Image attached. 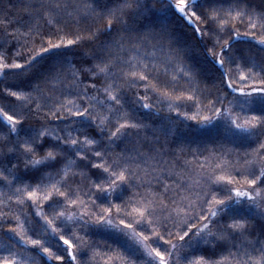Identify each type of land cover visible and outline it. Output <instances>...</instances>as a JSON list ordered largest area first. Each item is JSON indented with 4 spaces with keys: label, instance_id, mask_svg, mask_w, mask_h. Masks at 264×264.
Masks as SVG:
<instances>
[{
    "label": "snow or ice",
    "instance_id": "6c2138e0",
    "mask_svg": "<svg viewBox=\"0 0 264 264\" xmlns=\"http://www.w3.org/2000/svg\"><path fill=\"white\" fill-rule=\"evenodd\" d=\"M169 2L203 42V51L219 73V88L206 84L197 96L192 82L207 80L190 63L179 80L175 75L169 78L168 69L177 61H187L191 49L175 29L141 23L159 6V0H18L17 4L0 0V60L10 61L0 64V69H7L5 76L12 81H0V101L4 102L0 114L7 122H0V130L6 129L0 131V168L8 175L31 174V184L26 185L31 188L30 203H23L32 216L31 231L38 237L31 244L47 257L45 264L52 260L90 264L88 252L100 247L92 236L95 228L111 229L136 242L139 258L128 254L135 257L128 259L126 250L116 251L113 243L104 240L108 264L117 258L121 264H224L229 259L231 264H264V223L254 230L256 218L264 221V22L258 27L251 20L244 21L257 10L264 21V0ZM241 37L254 43H244ZM48 53L55 55L40 72L33 62ZM190 89L188 95L183 94ZM25 91L35 92L37 98L17 105L12 98L19 99ZM68 97L75 98L69 104L79 102L75 111L62 103ZM129 101L155 116L167 105L165 143L176 138L183 125L184 137L177 143L180 156L195 159L208 152L211 159L217 140L225 138L246 149L241 158L251 167L243 173L232 169L241 180L231 173L216 175L224 169H214L204 179L196 202H189L190 215L183 219L171 212L163 215L177 203L184 185L173 191L155 168L149 167L144 178L138 163L132 169L137 159L147 163L168 153L159 137L141 139L151 124L132 111ZM204 110L210 114L201 115ZM105 111L109 115H103ZM197 129L202 130L200 137L190 139ZM85 142L94 147L84 149ZM185 143L195 144V151L185 153ZM171 154L177 166L189 164L184 160L181 165L180 156ZM67 162H75L82 170L81 179L89 183L82 187L73 175L60 181L59 188L53 184L52 190L44 191L41 186L59 176ZM141 188L151 191L156 200L147 201ZM117 193L120 198L114 199ZM157 200L159 214L151 206ZM230 204L251 208L253 215H230ZM69 205L86 209L71 225L64 219ZM37 208L42 210L33 212ZM73 227L87 238H82L83 246L77 243ZM49 234L58 239L54 252L45 246ZM197 245L207 246L208 251L193 252ZM0 264H15V260L5 257Z\"/></svg>",
    "mask_w": 264,
    "mask_h": 264
},
{
    "label": "trees",
    "instance_id": "16d2710c",
    "mask_svg": "<svg viewBox=\"0 0 264 264\" xmlns=\"http://www.w3.org/2000/svg\"><path fill=\"white\" fill-rule=\"evenodd\" d=\"M189 4L192 3V0H188ZM12 3L17 4L18 0H12ZM197 4L203 3V0H196ZM236 13L233 11V16ZM51 19V17H48ZM249 20L252 22L257 23L259 27L262 21L260 12L254 11L251 16H245L244 21L247 23ZM141 23H152L155 25H167L168 27L175 29V34L180 37L191 49L188 53L186 59L183 64L177 61L173 64L169 69V78L175 75L179 80L181 75L184 71H186L188 64L190 63L193 67L197 68L201 75L206 78L207 81L201 80L199 82L193 81L192 82V89L197 90V96H199V90H204L205 85L207 84L208 88H211L212 84L215 83L216 87L219 88V73L216 71V66L214 65L213 61L210 57L206 55L203 51L204 44L198 37H196L194 31L192 30L191 26L188 25L187 21L183 19L180 13L176 12L175 8L170 5L169 0H159V6L156 9H153L152 12L145 18L141 20ZM230 27L232 25H229ZM9 31H12V28H9ZM23 31V30H22ZM243 31V29H241ZM241 41L244 43H254L251 40L243 41V37H241ZM21 42H23V38H21ZM55 55V53H48L44 57L37 58L34 61V64L39 65V71L43 72L49 64V57ZM141 55H144V50H141ZM157 57H159V53H157ZM10 61L0 60V64H5ZM161 71H163V65H160ZM5 71L7 69H0V81L7 80L9 83H12L10 77L5 76ZM23 71V70H17ZM38 73L33 72L32 75L36 76ZM28 81H25L27 83ZM183 84V80L180 81ZM15 86V85H14ZM59 87V85H56ZM187 89L188 85H184ZM17 90V89H12ZM143 89H140V92L143 93ZM162 91H166L163 90ZM189 91H185L183 94L188 95ZM206 94V93H205ZM171 95V93H169ZM37 98L36 93H27L20 92L19 99L13 97V100H16V104H29L33 100ZM211 98V97H209ZM229 97L228 99H231ZM74 97H68L67 99H63L62 103L65 104L66 108H71L75 111L79 107V102H75L73 104H69V100H74ZM207 103V101H205ZM34 106V105H33ZM219 106V105H217ZM0 107H4V102L0 101ZM129 107L132 108V111L138 115L141 119L149 122L151 124L149 133L142 132L141 139L145 135L148 136L149 140H152L153 136L159 137L160 144L164 146L165 153L167 155L161 154L157 157L161 167L157 168V160L148 159L147 163L137 159L136 163L131 164L132 169L136 170V164L140 165L141 177H143V173L148 171L149 167L156 169V174H160V179L163 181L164 184H167L170 188L175 191L179 184H183L184 187L179 189L180 196L176 197L177 203L175 205H171L167 211L163 213V215L167 216L169 212L173 216H178L179 218L183 219L186 215H190V209L188 207L189 202L195 203L196 202V194L199 192L200 187L203 186L204 179L208 175V173L212 172L216 168L224 169L223 172L216 171V175L228 174L231 173L233 176H236V172H233L232 169L235 168L238 172H244L246 169H249L251 165L246 163L244 159H242L243 152L246 150L244 148H238L234 146L232 143L229 142L228 139L219 138L216 143V153L211 158L208 159V152H204L203 156H199L195 158L192 155L185 154L184 156H180L179 151L177 150V143L180 140H183L184 133L182 131L183 125L180 126L181 131L177 133L176 138L170 137L168 142L165 143V137L163 130L169 126V120L166 118V115L169 113V108L167 105L164 106L161 114L159 116H155L150 113H146L139 109L138 107H133L129 101ZM225 107H230L229 105L225 104ZM47 111V109H45ZM58 111V108H57ZM238 110L236 113H233V118L237 115ZM11 114V113H10ZM60 115H63L62 112H59ZM175 113L173 112V115ZM192 113H189L191 115ZM210 113L207 110L201 112V115H209ZM103 115L107 116L109 113L105 111ZM242 116V114H240ZM50 119H55L51 117ZM0 122L7 123L3 120V115L0 114ZM185 123H194L192 121H185ZM10 127V125H9ZM0 131H6V129H2ZM51 131V129H49ZM202 130L197 129V131L190 137V139L197 140L201 135ZM25 133L22 131L21 135L23 136ZM73 137H76V133H72ZM83 141L85 138L83 136L80 137ZM175 139V143H174ZM171 145V147H170ZM185 148V153L189 150L195 151L196 145L195 144H183ZM84 149H91L94 145H89L86 142L83 145ZM131 147V145H129ZM209 151H211L212 145H207ZM137 149H140V145H136ZM159 148V145H157ZM172 152H175L176 156H180L181 165H183L184 160H187L189 164L185 167L177 166L175 160L172 156ZM135 156V152L132 153ZM218 157V158H217ZM249 160H252L253 157H249ZM82 170L77 166L75 162H67L66 166L64 167L63 171L59 176H54L51 181L46 182L42 185V189L44 191L52 190V185L55 184L56 187H60V181L67 180L69 177L75 175L78 180H81V186L87 185L89 182L87 180L81 179ZM30 173L22 172L16 173L15 175H8L4 171L3 168H0V259L5 257L14 259L15 264H45L47 261V257L40 251L39 247L33 246L31 244L32 239L38 238L35 236L32 231V216L28 213L27 207L23 202H29L27 193L31 190V188L26 187V185H30L31 181L28 180L30 177ZM169 177V178H165ZM151 179V177H148ZM242 176H236V180H241ZM153 186L156 185V181L152 180ZM240 187H244L243 185H237ZM17 189H20L17 192ZM63 190V189H62ZM86 190V189H85ZM163 189H161L162 191ZM140 191L146 196L147 201L156 200V197L153 195L151 191L145 192L143 188ZM41 192H38V196L41 195ZM120 193H117L114 196V199H119ZM220 198H223L221 195ZM82 200H87L86 197H81ZM146 201V202H147ZM167 204L168 201H165ZM159 214L160 208L158 200L156 203L151 205ZM207 207V205L205 206ZM42 209H34L35 211H41ZM86 209H81L79 205H69L68 209L65 213V222L68 224H73V221L76 220L82 211ZM130 211V208L128 209ZM228 213L230 215L236 216H249L253 215V210L251 208H245L241 205H229ZM71 216L73 219L69 220L68 217ZM41 221L43 222V216L40 217ZM10 221V223H9ZM264 223L260 218H256V223L254 226V230L259 228L260 224ZM74 237L77 239V243L81 244V240L87 239L84 237V234L78 227H73L72 229ZM92 236L95 240H97L100 244V247L95 248L94 250H90L87 254L90 264H108V256L105 255L107 249L104 247V240H108V243H113V249L116 251L123 252V249L126 250L128 253H124L128 259H135V257L129 255H135L139 258V253L137 252L135 246L136 242L134 240H127L121 234L116 233L111 229H104V228H95L92 231ZM44 243V241H42ZM155 246L163 247L160 242H154ZM45 246L52 248L54 252L58 247V239L49 234L45 240ZM120 246V247H119ZM193 252L199 251L201 254H204L208 251L207 246L197 245L196 248L192 249ZM93 252H95V256L93 258ZM13 253L14 256L10 255ZM129 254V255H128ZM173 261H175V253L172 256ZM48 264H58L55 260L48 262ZM112 264H121L119 258L112 261ZM224 264H231V260H227Z\"/></svg>",
    "mask_w": 264,
    "mask_h": 264
}]
</instances>
